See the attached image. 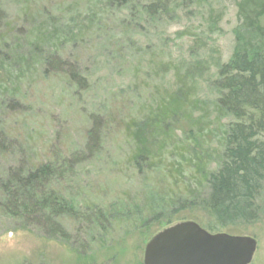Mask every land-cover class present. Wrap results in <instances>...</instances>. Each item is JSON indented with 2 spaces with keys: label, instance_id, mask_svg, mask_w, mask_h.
Segmentation results:
<instances>
[{
  "label": "rangeland",
  "instance_id": "obj_1",
  "mask_svg": "<svg viewBox=\"0 0 264 264\" xmlns=\"http://www.w3.org/2000/svg\"><path fill=\"white\" fill-rule=\"evenodd\" d=\"M147 1L0 0V181L19 167L68 169L48 189L66 207L52 216L60 233L0 207V264H143L147 235L201 213L191 204L209 189L195 165L212 173L223 158L228 120L211 83L233 55L241 0H178L168 17ZM55 55L64 68L48 63ZM186 65L199 70L200 105L157 127ZM94 119L99 148L87 157ZM137 149L152 163H130ZM256 204L258 219L228 234L255 239L251 264H264V184Z\"/></svg>",
  "mask_w": 264,
  "mask_h": 264
},
{
  "label": "trees",
  "instance_id": "obj_2",
  "mask_svg": "<svg viewBox=\"0 0 264 264\" xmlns=\"http://www.w3.org/2000/svg\"><path fill=\"white\" fill-rule=\"evenodd\" d=\"M132 1L111 0V5H129ZM177 2L178 0H148L143 4V9L150 15L168 17L176 8ZM238 10L240 24L235 32L236 46L233 55L228 62L215 66L216 78L211 83L217 92V109L228 120L229 129L222 142L223 158L212 173H205L200 161L195 165L198 169L197 177L208 186L209 194L203 200L191 204V207L196 206L201 212L192 214L191 220L212 234H228L242 226L252 225L258 219L256 200L264 184V0H241ZM25 15H28V11ZM249 34H256L259 41H250ZM2 44L4 37H0V45ZM8 57L10 56L3 55V61L6 62ZM49 60V64L62 68L67 65L56 55ZM196 71L199 70L191 65L178 68L175 76L178 95L161 101L155 117L157 127L159 123L161 125L171 119L175 113L191 117L188 114L193 110L190 106L200 105L194 101L196 99L192 94L196 85V80H192L193 73ZM183 74L185 76L181 78ZM184 79L195 83L186 87ZM199 122H195V127L199 126ZM100 135L99 121L94 119L87 136V157L98 151ZM161 147L164 149V146ZM157 152L161 155L163 150L158 149ZM141 154L137 149L132 154L130 163H152L151 157H140ZM73 162H78V158ZM65 166L63 160L54 165L50 163L28 169H11L7 177L0 181V207L12 217L25 218L41 225L48 224L49 229L60 233L57 225L52 223L59 199L57 193L48 189L54 181L66 176L68 169ZM48 210L51 215H48ZM59 210L64 212L66 207L61 206L56 213ZM101 215V219L105 218V214ZM155 234L150 233L144 240L150 241Z\"/></svg>",
  "mask_w": 264,
  "mask_h": 264
},
{
  "label": "water",
  "instance_id": "obj_3",
  "mask_svg": "<svg viewBox=\"0 0 264 264\" xmlns=\"http://www.w3.org/2000/svg\"><path fill=\"white\" fill-rule=\"evenodd\" d=\"M256 250L251 237L212 234L191 221L156 234L146 245L143 264H251Z\"/></svg>",
  "mask_w": 264,
  "mask_h": 264
}]
</instances>
